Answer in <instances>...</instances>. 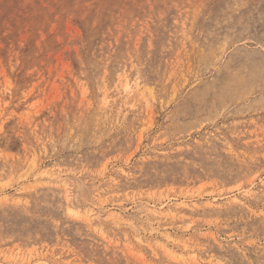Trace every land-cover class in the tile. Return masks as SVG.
<instances>
[{"label": "rangeland", "instance_id": "rangeland-1", "mask_svg": "<svg viewBox=\"0 0 264 264\" xmlns=\"http://www.w3.org/2000/svg\"><path fill=\"white\" fill-rule=\"evenodd\" d=\"M0 264H264V0H0Z\"/></svg>", "mask_w": 264, "mask_h": 264}, {"label": "bare ground", "instance_id": "bare-ground-1", "mask_svg": "<svg viewBox=\"0 0 264 264\" xmlns=\"http://www.w3.org/2000/svg\"><path fill=\"white\" fill-rule=\"evenodd\" d=\"M126 89H128V88H126Z\"/></svg>", "mask_w": 264, "mask_h": 264}]
</instances>
